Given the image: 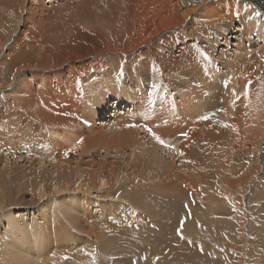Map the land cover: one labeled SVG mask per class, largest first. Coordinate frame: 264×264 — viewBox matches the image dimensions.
<instances>
[{
	"label": "bare ground",
	"instance_id": "obj_1",
	"mask_svg": "<svg viewBox=\"0 0 264 264\" xmlns=\"http://www.w3.org/2000/svg\"><path fill=\"white\" fill-rule=\"evenodd\" d=\"M212 1L0 0V44L10 41L0 56V84L33 67V97L15 100L0 93V264H71L72 255L74 264H108L100 258L97 243L129 223L135 209L124 191L131 187L130 179L150 180L156 187L151 182L163 183L168 190L181 185L188 190L207 188L210 194L243 165L248 173L242 180L251 182L258 167L254 160L264 153L259 149L264 139V0ZM234 22L239 24L236 30L230 27ZM178 26L180 39L202 38L200 61H194L195 39L188 43L190 48L181 43L177 50L188 51L184 53L191 58H160L158 49L166 39L159 34ZM221 33L228 37L220 39ZM254 33L260 44L240 54L235 49L219 57L206 41L228 46L229 38L249 42ZM87 37L97 39L100 54L89 61L88 56L73 55L75 65L61 49L75 52ZM148 55L161 65L153 70ZM222 60L228 64L224 74L217 67ZM65 66L71 71L68 77L61 69ZM50 67L58 70L54 86L46 74ZM162 83L181 100L171 102L178 122L158 128L145 122L173 115L167 112L171 106L166 100L153 106L147 99L148 92H157ZM220 94L225 108L220 124L237 121L239 146L232 150L238 159L245 155V161L232 169L234 157L225 158L230 166L208 164L217 158L213 156L217 142L230 136L226 124L217 125L220 119L213 111ZM128 106L133 113H128ZM121 110L108 132L97 130V121L111 119ZM232 115L238 118L230 120ZM244 141L251 145L248 154L241 150ZM22 162L33 168L22 169ZM29 194L37 203L34 212ZM78 232L84 234L81 242L87 243L84 256L72 245L81 243L75 238ZM59 233H65L66 240ZM60 237L64 242L58 241ZM53 243L57 250L50 255ZM157 255L158 251L146 254L154 260Z\"/></svg>",
	"mask_w": 264,
	"mask_h": 264
},
{
	"label": "rangeland",
	"instance_id": "obj_2",
	"mask_svg": "<svg viewBox=\"0 0 264 264\" xmlns=\"http://www.w3.org/2000/svg\"><path fill=\"white\" fill-rule=\"evenodd\" d=\"M212 3L218 4V1L214 0L212 1ZM51 5L53 6V4ZM54 5H56V3ZM190 23L193 24V20H190ZM234 23L235 24L230 25V27L233 30H236L234 27L239 26V24L237 22ZM180 27L181 26L174 27L168 30L167 32H161L162 34H159L158 37H162L163 40L166 39L164 42L161 43V49H158L160 58L167 60L185 61L183 59V56L188 55H186V53L184 52L188 51H177L178 47L181 46V43H184V45H188V43H190V40L195 39L196 41L194 40L192 45H194L196 50L193 51V53L197 57L194 58V61H200V55L198 54V51L201 50V45L203 44L202 41H199L198 39H200L201 37L197 38L198 36H189L185 40H183V38L180 39ZM19 29H21V27ZM211 34L212 38L216 36H214L212 32H209V35ZM256 36L257 35H255L254 33L252 35L251 41L249 42L246 40L238 41L235 38H229V43L232 44H227L228 46H225L223 44H219V46H217V44L213 45L214 42L212 40H206L205 38L203 39L206 40L211 47H213V50L215 51L214 53L217 56L221 57V52L223 56H226L227 53H232L235 49L238 51V54L243 53V51L251 52L255 50V48H257L260 44ZM227 37L228 36H226V34L221 33L220 39H226ZM239 42L240 48L237 49V44ZM9 43L10 41L3 42L2 44H0V56L3 54L4 51H6V48ZM234 44L236 46H234ZM81 45L75 52H70L71 50H67V47L61 49V51L65 55V57H67L68 59H72L75 65L77 64V62L75 60L76 57H72L73 55L82 57L88 56L89 61L98 57V55L100 54V52L98 51L99 46L97 39L87 37L83 41H81ZM149 45L152 46L151 43H149ZM93 46L94 49L92 48ZM190 46L191 45H188V48H190ZM90 48L92 50H89ZM66 55H70L71 57ZM148 57L150 58L151 62L153 61V70L161 65V60H159L158 58H153V55H148ZM188 58L191 57L188 56ZM223 61L224 60L219 61V65L217 66L218 68H220V71H223L220 74H224L225 71H227L228 69V64H225ZM67 67L68 66H65L61 69H63V73L65 74V76L68 77L69 72L71 71L68 72L69 69H67ZM30 68L31 69L27 68L25 70L19 69L21 72H18L16 74L17 76H15V79L13 81H9L10 83H1L0 93L5 97H11L15 100H18L16 97L19 98V96H32L33 91L31 90H33V67L31 66ZM48 70L49 73H47L46 71L45 72L47 75H49L51 81L53 82V77L56 76L55 71L57 69H52L50 67ZM36 73L42 74V72L40 71ZM168 73H170V71ZM166 77L167 76L165 75L164 78L166 79ZM222 77L223 76H221V78ZM39 80L40 79H37V81ZM52 85L54 86V82ZM160 85L161 88L157 90L158 93H154L153 91L148 92L149 94L147 99L150 100L151 98L152 100H150L149 104L155 106V103L156 105L158 104L157 100H166V105L171 106L169 109H167V112H173L174 108L171 102H174V104L179 103V100L181 99L176 94H171L174 91L171 90L172 92H168L167 88L163 86L164 83ZM23 91L25 92L22 93ZM222 95L220 94V96L217 98L218 102L217 100H215V103L212 104L215 109H213V111H215L217 114V121H219L220 119V122H217V125L220 124L221 121H225L223 117H220V115L222 114L220 112H225V108H223L222 103ZM155 97L156 100L154 101ZM172 97L174 98V101L172 100ZM174 106L176 107V105ZM128 107H130L128 109L129 112L126 109L124 111L126 113H133L134 109L132 110V106ZM230 108L231 105L228 109L230 110ZM122 111L123 110L118 113L116 112V115L112 113V115L110 116L111 119L107 118V120L97 121L96 125L99 127V129L97 128V130L108 132L110 127L109 125H114L116 123L117 119L115 117H118V115H120ZM153 111H156V108H154ZM166 115L168 116L161 118L162 120L159 118L155 121L151 119L150 121H147L145 123L147 125L150 124L151 126L153 125V127L156 126L159 128L162 126V124H165L166 126L168 124L173 125L178 122V119H176L177 114H175V112H173V115L168 113H166ZM233 116L234 115L230 116V120L233 118ZM236 117L233 119H236ZM236 122H234L233 120L229 121L228 124L224 123L226 124V126L224 124L218 125L219 127H222L224 125L226 127V132L229 131L230 136L229 134H227L225 135V138H222L221 141L217 142L218 144L216 145V151L213 153V156H217V158L215 157L216 159L213 162H208L210 166L215 164V162L220 163L221 165L224 164L225 166L228 163V158L230 157H234L233 160L235 161L232 166H230L228 163V166H230L231 169L234 168L237 163H243L245 161V155H240L238 159V155L235 153L233 154L232 150L235 146H239L238 135L240 134L238 132H234L235 129V131H237L238 127V124H235ZM103 125H105V128L102 129L101 126ZM235 133L238 135L236 136ZM109 136L110 135H108V137ZM143 141H146V138L143 139ZM263 141L264 139L260 141L261 143L259 145V149L264 148ZM244 143L245 146L241 148V150L243 151V153L245 152L246 154H248V152L250 151L248 147L251 145L249 144V142L246 141H244ZM254 161H256L258 167L256 166L257 170L254 172L255 178L253 177L250 183L246 184L242 180V178H244V175L248 173L246 172L248 170L246 169V171L243 172L245 166L241 165V167L243 168L242 171H239L232 176L229 174L227 176L229 177V180L225 182L224 187L218 185L212 190V193H210L211 196L208 190H206L207 188L202 190L198 188L195 190L194 186V188H190L188 190L186 189V185H181V190H168L165 188L166 184L163 183L151 182L152 184L157 185L156 187L150 184V180H146L144 183L142 179H130L129 182H127V185L131 187H129L128 191L126 190L127 193L122 189H119L118 193L120 195L125 194V199L128 200L130 205H132L135 210L130 216L129 223H125V225L117 227L118 230L117 228H115L113 231H111L112 234L110 232L112 236L110 234V236H108L107 234L102 240L98 241L100 243H97V248L98 250H102L100 251V258H102V260L104 259L109 263L114 260L116 262L115 264H264V153L262 154V156L258 155V158H256V160ZM180 162L181 161L178 160L176 164L178 165ZM19 165L24 170H28V168L30 167L33 168L32 165H30L29 163L25 164V162L19 163ZM248 166H250V164ZM213 169L216 170L217 168ZM233 171L235 172L236 169L232 170V172ZM116 187H114L112 190H114ZM222 188H225V193H223ZM197 190L198 194L196 193ZM190 191H192L193 193L192 196ZM207 193L209 194V197ZM27 197L28 200L32 202L31 203L29 201L31 203L30 211L34 212L32 207L34 208L37 203H33V195L29 194L27 195ZM138 212H141L142 216L144 214V217H142L141 215L138 216ZM179 213L181 215H179ZM57 225H60V223L58 222L55 224V226ZM53 226L54 224H52L50 228ZM59 228L60 227L57 226L56 230H58ZM77 234V237L75 236V238H77L76 241H78V239L80 240L79 242H81V240H84V234H82V232H78ZM117 234L118 237L116 236ZM59 236L65 239V233H59ZM61 237V240H59L58 238V241L64 242ZM67 243L69 244L70 242ZM85 243L81 242L80 244H77V242H72V245L76 246L75 248H77V251L82 252V255L84 256V253H86V251L83 249V247L87 244ZM51 245L52 246H50L49 249L52 253L55 252L57 249L55 243ZM132 245H134L135 247H132ZM136 248L140 250H136ZM153 251L159 252V255H157L155 260L146 256L147 253ZM50 255H53V253ZM53 257H58V255H55ZM74 258V255H72L71 260L73 259V261L71 264L77 263V261H74ZM96 259L97 257H95L93 261H96Z\"/></svg>",
	"mask_w": 264,
	"mask_h": 264
},
{
	"label": "snow or ice",
	"instance_id": "obj_3",
	"mask_svg": "<svg viewBox=\"0 0 264 264\" xmlns=\"http://www.w3.org/2000/svg\"><path fill=\"white\" fill-rule=\"evenodd\" d=\"M203 118H205V119H206L207 117H203ZM161 143H164V142H163V141H161Z\"/></svg>",
	"mask_w": 264,
	"mask_h": 264
}]
</instances>
